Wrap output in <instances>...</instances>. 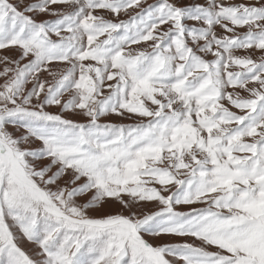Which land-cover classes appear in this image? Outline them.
Returning a JSON list of instances; mask_svg holds the SVG:
<instances>
[{
  "label": "snow or ice",
  "instance_id": "1",
  "mask_svg": "<svg viewBox=\"0 0 264 264\" xmlns=\"http://www.w3.org/2000/svg\"><path fill=\"white\" fill-rule=\"evenodd\" d=\"M0 264H264V0H0Z\"/></svg>",
  "mask_w": 264,
  "mask_h": 264
}]
</instances>
